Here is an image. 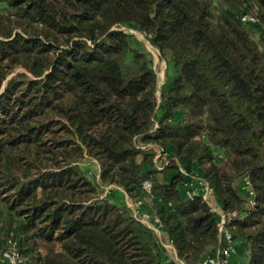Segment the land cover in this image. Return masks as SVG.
<instances>
[{
	"label": "trees",
	"instance_id": "trees-1",
	"mask_svg": "<svg viewBox=\"0 0 264 264\" xmlns=\"http://www.w3.org/2000/svg\"><path fill=\"white\" fill-rule=\"evenodd\" d=\"M217 1L0 0V213L18 219L21 264H162L126 197L143 200L180 261L198 264L220 244L218 218L186 196L181 170L223 211L245 213L227 223L233 264H264V0ZM122 27L171 63L160 98L149 54Z\"/></svg>",
	"mask_w": 264,
	"mask_h": 264
},
{
	"label": "built area",
	"instance_id": "built-area-1",
	"mask_svg": "<svg viewBox=\"0 0 264 264\" xmlns=\"http://www.w3.org/2000/svg\"><path fill=\"white\" fill-rule=\"evenodd\" d=\"M241 21L244 23H257L258 20L255 15L251 13H243L240 17ZM144 148V146H141ZM161 151V150H160ZM160 151L155 155V159L160 155ZM220 157V154H218ZM167 163V161L165 162ZM156 165V168L160 169L162 165ZM181 172L188 177L196 180L197 188L193 187L192 183L189 182V188L185 191V194L188 198H192L194 194H200L202 200L209 206L210 210L215 213L218 218L217 229L219 233V242L217 250L213 255H205L198 264H233V258L235 255V244L234 239L231 232L227 228V223L236 218H242L245 214L244 212L238 211H223L215 202L213 192L211 187L207 182L202 180L198 175H191L181 170ZM241 188L245 192L247 196L246 207L247 209H252L254 206V193L250 186L249 177L247 175H242L240 178ZM141 189L146 194L147 198L152 197V184L149 180H143L141 182ZM148 200V199H147ZM132 206H130L133 215L145 223L151 229L154 230L155 233L161 231V226L158 223L156 217L150 215L148 212L142 209L143 200L135 199L132 200ZM158 231V232H157ZM10 254H0V261L3 264H21L23 260V255L19 253L16 247L15 241L11 245Z\"/></svg>",
	"mask_w": 264,
	"mask_h": 264
},
{
	"label": "rangeland",
	"instance_id": "rangeland-1",
	"mask_svg": "<svg viewBox=\"0 0 264 264\" xmlns=\"http://www.w3.org/2000/svg\"><path fill=\"white\" fill-rule=\"evenodd\" d=\"M213 8L215 11L217 10L218 8L217 0H213ZM121 29L129 33V42L132 47L138 48L149 54L151 59V65L157 75L158 87L156 94L158 98H160L161 90L166 87L170 78L169 76L172 75L171 63L168 62V60L161 54V52L157 48L153 47L149 43L146 36L138 29H135L133 27L131 28L122 27ZM157 153L158 151L156 152V154ZM166 161H167V155L161 153V155H159L154 162L157 165H165ZM80 166L82 167L86 175L89 177V179L96 184L98 193L100 195H104L109 188L104 186L103 184H98L99 181L98 166L96 162L94 160L86 158L80 162ZM191 175H195L194 171H191ZM2 211L3 212L0 213V254L3 255V254H10L11 252L10 249L12 247L11 246L12 243L14 242L13 238L16 236L15 228L18 219L15 218L12 214H9L3 206H2ZM156 235H159V233H156ZM39 249L40 251H44L43 245H40ZM163 252H165V254H168L164 250ZM28 254L29 253L25 251L24 253L25 257H29Z\"/></svg>",
	"mask_w": 264,
	"mask_h": 264
},
{
	"label": "crops",
	"instance_id": "crops-1",
	"mask_svg": "<svg viewBox=\"0 0 264 264\" xmlns=\"http://www.w3.org/2000/svg\"><path fill=\"white\" fill-rule=\"evenodd\" d=\"M190 182L192 183L193 187L197 188L196 180H193L191 178ZM125 201H126L128 206H132V203H133L132 199L126 197ZM158 233H159V235H157V237H158L159 243L162 245L163 249L165 248L164 251H166V253H168V254H165V252L162 253L161 263L162 264H184L182 261H180L177 258L175 249L172 246V244L169 242V240L167 239L165 232H163L161 230ZM161 236H162V238H161Z\"/></svg>",
	"mask_w": 264,
	"mask_h": 264
}]
</instances>
